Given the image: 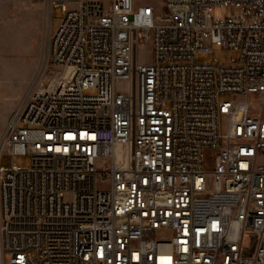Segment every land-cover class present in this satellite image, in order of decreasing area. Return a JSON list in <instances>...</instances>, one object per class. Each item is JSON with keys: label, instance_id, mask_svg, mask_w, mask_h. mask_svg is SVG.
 Segmentation results:
<instances>
[{"label": "built area", "instance_id": "1", "mask_svg": "<svg viewBox=\"0 0 264 264\" xmlns=\"http://www.w3.org/2000/svg\"><path fill=\"white\" fill-rule=\"evenodd\" d=\"M59 5L0 154L4 264H264V0Z\"/></svg>", "mask_w": 264, "mask_h": 264}, {"label": "rangeland", "instance_id": "2", "mask_svg": "<svg viewBox=\"0 0 264 264\" xmlns=\"http://www.w3.org/2000/svg\"><path fill=\"white\" fill-rule=\"evenodd\" d=\"M53 1L65 2L68 8H77L79 3V0H0V154L5 151V132L10 119L28 95L54 73L50 38L64 11L61 5L53 6ZM229 12L227 8H216L214 15L225 16ZM233 55L216 46L215 52L202 60H223ZM149 59V56L144 58ZM230 98L229 94L221 96V99ZM12 160L17 166H30L33 162L29 154H16ZM0 162L9 166L11 155L3 153ZM9 258L6 257L7 264ZM0 264H4L1 248Z\"/></svg>", "mask_w": 264, "mask_h": 264}, {"label": "crops", "instance_id": "3", "mask_svg": "<svg viewBox=\"0 0 264 264\" xmlns=\"http://www.w3.org/2000/svg\"><path fill=\"white\" fill-rule=\"evenodd\" d=\"M81 0H79V2H80ZM102 1V0H101ZM104 2V1H103ZM78 6H79V3H78ZM66 7H67V5H66ZM68 8V7H67ZM69 9H74V8H69Z\"/></svg>", "mask_w": 264, "mask_h": 264}]
</instances>
